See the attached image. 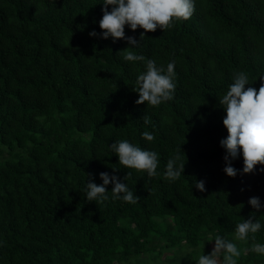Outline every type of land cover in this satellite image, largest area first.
Instances as JSON below:
<instances>
[{
  "label": "trees",
  "instance_id": "obj_1",
  "mask_svg": "<svg viewBox=\"0 0 264 264\" xmlns=\"http://www.w3.org/2000/svg\"><path fill=\"white\" fill-rule=\"evenodd\" d=\"M194 4L189 19L132 47L102 37V0H0V264H196L212 252L209 238L233 241L251 215L262 227L255 240L233 241L237 264H264L250 251L264 244V165L241 174V152L237 175L224 172L219 104L238 72L248 76L245 90L264 82V0ZM143 31L125 25V36ZM127 47L157 67L174 62L173 100L135 103L146 60L125 61ZM122 140L158 154L156 177L119 164L110 145ZM177 153L184 172L170 182L163 173ZM101 172L138 202L111 200V182L108 201H87V182L102 184ZM254 196L259 211L248 203Z\"/></svg>",
  "mask_w": 264,
  "mask_h": 264
},
{
  "label": "clouds",
  "instance_id": "obj_2",
  "mask_svg": "<svg viewBox=\"0 0 264 264\" xmlns=\"http://www.w3.org/2000/svg\"><path fill=\"white\" fill-rule=\"evenodd\" d=\"M103 17L99 21V26L103 30L102 37H111L113 42L125 39L132 47L140 46L147 32H154L159 27L163 31L171 28L175 22L189 19L195 9L194 0H102ZM108 5H112L111 11ZM125 25L133 31L138 27L144 29L137 40L133 36H125ZM90 36H96L93 30ZM122 58L128 62L145 61L143 55H137L128 50V47L120 51ZM175 64L170 62L166 69L163 66L157 67L154 60H146V70L138 75L133 91L139 94L136 104L147 102V106L158 107L164 102L174 99L176 85L174 83ZM264 80V76H261ZM250 84L248 76L244 72L235 74L234 82L229 86L225 95L219 98V104L226 112L223 124L227 129L228 135L220 140V145L226 151L224 160L226 166L224 172L235 177L238 170L232 166V160L237 158L242 152L243 169L241 174L253 173L256 165H264V82L261 83L259 90L245 85ZM144 122H150L149 117H144ZM142 137L151 142L155 139L154 135L148 131L142 133ZM112 151L118 155L119 164L126 168L135 169L139 173H147L148 178L158 175V154L155 151L143 150L134 146L127 140L116 141L110 145ZM185 162L181 161L177 153L168 159L166 170L163 173L164 179L176 181L184 172ZM115 171V168H114ZM259 171L264 172V168ZM127 172L124 179L131 176ZM102 184L87 182L84 194L89 202L94 201L97 205L108 201V189L105 187L110 182L111 200H122L126 203L135 204L139 200L138 195H134L129 190L126 183L121 182L116 175L107 172L99 173ZM195 187L205 191L203 180L193 181ZM248 203L256 210L261 208L258 197H251ZM261 223L252 215L243 222L237 223L235 227L233 241L247 242L250 234L255 240V234L261 229ZM215 241V246L209 255H200L196 264H237V258L241 255V250L237 243L227 240L220 235L208 241ZM258 255L264 256V244L254 243L250 249Z\"/></svg>",
  "mask_w": 264,
  "mask_h": 264
},
{
  "label": "rangeland",
  "instance_id": "obj_3",
  "mask_svg": "<svg viewBox=\"0 0 264 264\" xmlns=\"http://www.w3.org/2000/svg\"><path fill=\"white\" fill-rule=\"evenodd\" d=\"M214 246H215V244H212V245H211V248H214ZM143 263H144V262H143ZM143 263H141V264H143Z\"/></svg>",
  "mask_w": 264,
  "mask_h": 264
}]
</instances>
